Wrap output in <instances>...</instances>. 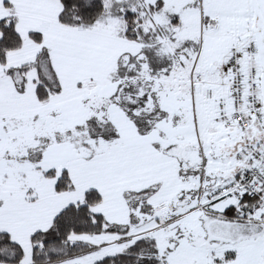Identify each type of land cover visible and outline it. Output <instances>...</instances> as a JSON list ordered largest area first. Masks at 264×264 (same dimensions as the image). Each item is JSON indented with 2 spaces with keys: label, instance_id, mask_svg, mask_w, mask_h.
<instances>
[{
  "label": "snow or ice",
  "instance_id": "snow-or-ice-1",
  "mask_svg": "<svg viewBox=\"0 0 264 264\" xmlns=\"http://www.w3.org/2000/svg\"><path fill=\"white\" fill-rule=\"evenodd\" d=\"M0 264H264V0H0Z\"/></svg>",
  "mask_w": 264,
  "mask_h": 264
}]
</instances>
